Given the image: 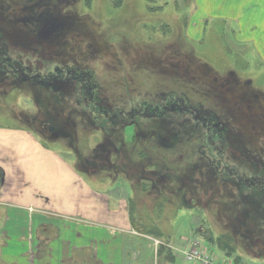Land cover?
I'll use <instances>...</instances> for the list:
<instances>
[{"label":"rangeland","instance_id":"obj_1","mask_svg":"<svg viewBox=\"0 0 264 264\" xmlns=\"http://www.w3.org/2000/svg\"><path fill=\"white\" fill-rule=\"evenodd\" d=\"M194 4L209 15L200 40ZM260 42L264 0H0V123L30 127L87 180L130 196L138 236H123V264H194L182 255L193 240L264 264ZM154 80L208 111H186ZM169 246L175 260L159 255Z\"/></svg>","mask_w":264,"mask_h":264},{"label":"crops","instance_id":"obj_2","mask_svg":"<svg viewBox=\"0 0 264 264\" xmlns=\"http://www.w3.org/2000/svg\"><path fill=\"white\" fill-rule=\"evenodd\" d=\"M196 7L187 26L200 40L209 15H198ZM244 32L239 20V34ZM258 47L264 49V42ZM52 144L20 122L0 123V264H123V236H138L130 196L115 197L109 184L87 180ZM170 248L160 257L175 260ZM144 260L156 264L153 257Z\"/></svg>","mask_w":264,"mask_h":264},{"label":"flooded vegetation","instance_id":"obj_3","mask_svg":"<svg viewBox=\"0 0 264 264\" xmlns=\"http://www.w3.org/2000/svg\"><path fill=\"white\" fill-rule=\"evenodd\" d=\"M72 70V69H71ZM66 71L67 72H69L70 71V69L67 67L66 68ZM73 72V71H72ZM78 72V71H77ZM85 73V75H87V77L85 76L83 79H89L90 81H91V78L89 77L90 75H91V73L89 72V71H87V72H84ZM74 74V73H73ZM83 74V73H82ZM178 75H181V74H178ZM92 76V75H91ZM194 76V75H193ZM24 79L25 80H27V76H24ZM182 79H184V81H185V79L187 80V78H185V77H182V75L181 76H179V77H177V78H175V80H177L178 82H180ZM161 81V80H160ZM194 81H196V82H198L197 81V78H195L194 77ZM205 81H207L206 79H205ZM92 82H94V84L96 85V88H97V86H98V83L96 82V81H92ZM189 83V82H188ZM195 83V82H194ZM126 84V83H125ZM207 84V83H206ZM206 84H204V86L206 87ZM201 88V87H200ZM175 89H179V91H177V92H175V93H177V95H175V93H174V96H179V97H174V99H178V98H181V99H178V102L179 101H181V103H182V106H183V108L186 110V111H192L193 109L195 110V111H197V112H203V111H208V109H207V105L206 104H204V102H194V103H190L191 105H189L188 104V101H187V99L189 98L190 100H191V98H190V96H188V95H186V94H184V93H186V92H182V97L180 96V91H181V89L179 88V87H175ZM200 90V89H199ZM183 95H185V96H183ZM200 95L202 96V97H204V99H207V97H208V93H201L200 92ZM188 96V97H187ZM207 96V97H206ZM166 100H168V98H165V99H163V100H160L162 103H163V101H166ZM96 102V101H95ZM192 102V101H191ZM146 104H149V103H151V105H153V103L152 102H145ZM144 103V104H145ZM97 104V103H96ZM158 103H154V105H157ZM143 106V105H142ZM141 106V107H142ZM141 107L139 108L140 110L139 111H136V114L138 115V116H140V115H145L146 114V112L145 111H143V108L141 109ZM153 107H157V106H153ZM163 107H165V105H163ZM98 108V107H97ZM99 109V108H98ZM145 109H147V108H145ZM123 111H125L126 113H129V112H133L134 111V109H130V110H124L123 109ZM216 115H217V113H215ZM147 115V114H146ZM215 115V117L217 118V123L218 124H220V125H224L223 124V122L222 121H220L219 119H218V115L216 116ZM209 119H211V116L209 115L208 116V120ZM208 129H210V128H208ZM209 132V131H208ZM210 133L208 134V136H207V139H210Z\"/></svg>","mask_w":264,"mask_h":264},{"label":"built area","instance_id":"obj_4","mask_svg":"<svg viewBox=\"0 0 264 264\" xmlns=\"http://www.w3.org/2000/svg\"><path fill=\"white\" fill-rule=\"evenodd\" d=\"M157 243V242H155ZM184 260L189 263L198 264H233V261L218 257L207 247H204L198 240H193L188 248L183 252Z\"/></svg>","mask_w":264,"mask_h":264},{"label":"trees","instance_id":"obj_5","mask_svg":"<svg viewBox=\"0 0 264 264\" xmlns=\"http://www.w3.org/2000/svg\"><path fill=\"white\" fill-rule=\"evenodd\" d=\"M144 1H146L147 2V0H144ZM69 5V4H68ZM70 6V5H69ZM54 7V6H53ZM59 9H61V8H59ZM193 73V75H194V72H192ZM146 76H143L142 78H145ZM141 77L139 78L141 81H142V85H143V87L145 86V84H144V82H143V79H142ZM123 85H125V83L123 82ZM202 86V85H201ZM145 88H146V86H145ZM155 88H160V89H162L163 91H173V92H177V91H179V89H175V88H170V87H165V86H163L162 85V82L160 81V80H154V82H153V86H152V88H148V89H155ZM195 89V88H194ZM200 87H198V92L200 93H208L209 94V92H208V88H206L205 86L204 87H202L200 90ZM181 90H183V89H181ZM186 90V89H185ZM184 91V90H183ZM160 248H162V246L160 247ZM160 250V249H159ZM225 257L227 256V255H224Z\"/></svg>","mask_w":264,"mask_h":264}]
</instances>
